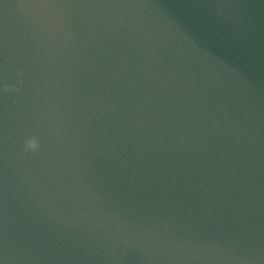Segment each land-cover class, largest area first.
Returning <instances> with one entry per match:
<instances>
[{"label": "water", "instance_id": "95a60500", "mask_svg": "<svg viewBox=\"0 0 264 264\" xmlns=\"http://www.w3.org/2000/svg\"><path fill=\"white\" fill-rule=\"evenodd\" d=\"M0 264H264V0H0Z\"/></svg>", "mask_w": 264, "mask_h": 264}, {"label": "clouds", "instance_id": "9594fccd", "mask_svg": "<svg viewBox=\"0 0 264 264\" xmlns=\"http://www.w3.org/2000/svg\"><path fill=\"white\" fill-rule=\"evenodd\" d=\"M30 148L34 149L36 147L35 143L29 145Z\"/></svg>", "mask_w": 264, "mask_h": 264}]
</instances>
